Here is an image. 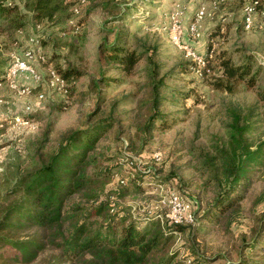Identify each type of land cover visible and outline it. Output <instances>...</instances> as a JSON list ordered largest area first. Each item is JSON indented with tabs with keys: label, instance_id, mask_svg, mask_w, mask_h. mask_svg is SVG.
I'll list each match as a JSON object with an SVG mask.
<instances>
[{
	"label": "rangeland",
	"instance_id": "1",
	"mask_svg": "<svg viewBox=\"0 0 264 264\" xmlns=\"http://www.w3.org/2000/svg\"><path fill=\"white\" fill-rule=\"evenodd\" d=\"M103 1L84 0L71 16L74 23H40L37 27L27 14L25 26L13 34L15 40L0 38L2 55L11 57L26 46L29 35H36L37 49L46 60L31 64L43 76L46 67L54 64L79 71L72 77L71 93L66 95L23 76L16 78L17 84L30 85L33 89L29 94H16L6 83L0 84V183L43 160L67 130L81 127L89 118L109 117L111 126L97 140L93 161L87 166L99 179L91 185L96 197L73 193L66 198V206L88 208L97 197L105 199L104 194L110 192L111 204L124 214L156 213L166 223L167 208L159 189L150 186L138 190L132 184L120 186L117 182L126 169H151L156 178L187 198L194 214L192 220L181 222L180 231L170 234L165 254L171 260L179 264H233L264 258V158L253 168L237 203L210 219L202 216L219 188V183L209 178L217 162L204 160L215 145L226 146L228 131L234 129L230 125H247L242 136L250 148L263 141L264 150V9H257L253 26L245 30L241 6L246 0H107L106 5ZM200 5L205 13L198 35L192 36L186 26ZM172 23L178 25L185 48L169 41ZM115 38L142 53L129 70L99 57V45ZM221 50L232 60L252 55V69L258 68L252 84L234 80L231 90L226 91L214 87V69L205 74L181 70L180 65L198 53L211 58ZM158 82L155 113H166L171 123L162 130H147L144 124L153 111L152 84ZM39 88L45 97L35 100L32 94ZM27 102L32 103L29 112L23 109ZM16 114L30 118L33 127L13 125ZM155 151L160 152L158 160L151 156ZM99 218L96 214L88 220ZM14 252L8 245L0 247L2 255ZM56 253V249L46 247L33 260L12 264H46Z\"/></svg>",
	"mask_w": 264,
	"mask_h": 264
},
{
	"label": "trees",
	"instance_id": "2",
	"mask_svg": "<svg viewBox=\"0 0 264 264\" xmlns=\"http://www.w3.org/2000/svg\"><path fill=\"white\" fill-rule=\"evenodd\" d=\"M8 1L0 0L2 41L6 38L15 40L13 34L25 26L27 14L35 23L75 22L71 17L74 13L72 7L78 0ZM257 1V9L263 10L264 0ZM102 4L106 5L107 0ZM118 39L100 44L99 57L118 64L123 70H129L142 53L126 47ZM200 55L203 65L187 59L185 64L180 65L181 70H197L205 74L209 69H214L217 74L213 81L215 88L230 91L234 80L252 84L257 74L258 68L252 69L250 53H246L241 61L224 56L223 50L215 52L211 58L206 53ZM8 58L2 55L0 46L1 82L5 78L4 67ZM51 66L66 81L65 95L71 93L72 77L78 75L79 71L74 67ZM159 83L152 84L153 111L144 124L147 130H162L171 123L166 113H155L159 102ZM56 108L60 110L61 107L57 105ZM110 126L109 117L89 118L81 127L64 132L56 147L43 160H38L35 166L14 174L11 179L6 177L2 180L0 247L8 245L15 252L8 256L0 253V264L27 263L46 247L57 250L56 254L47 258L46 264H179V261L171 260L170 255L165 254V249L170 234L180 231L182 223L168 220L163 223L156 213L142 216L124 214L111 204L113 197L110 192L104 194L105 199L97 197L95 204L88 208L79 204L65 205L66 198L73 193L96 197L91 185L99 179L95 173L87 171V166L93 161L92 150L97 140ZM230 126L234 129L228 131L226 146L215 145L213 153L204 160L206 163L217 162L216 171L209 178L219 183L215 196L202 213L206 219L217 216L243 197L253 168L264 158L263 141L252 149L242 136L247 125ZM124 171L118 175V179H123V183L117 179L120 186L132 184L138 190H145L165 183L156 178L151 169L130 168ZM96 214L100 216L98 220H88ZM64 223L66 228L63 227ZM164 226L168 229L164 230ZM241 262L264 264V258ZM241 262L237 260L233 264Z\"/></svg>",
	"mask_w": 264,
	"mask_h": 264
},
{
	"label": "built area",
	"instance_id": "3",
	"mask_svg": "<svg viewBox=\"0 0 264 264\" xmlns=\"http://www.w3.org/2000/svg\"><path fill=\"white\" fill-rule=\"evenodd\" d=\"M9 0L7 3H10ZM84 0H78L75 5H73V12H78L79 5L83 3ZM257 0H246L241 6L242 13V23L243 28L249 29L254 24V14L257 11ZM204 7L197 6L194 10L190 21L187 23L186 30L192 36L198 35V24L204 16ZM40 23H35V26H39ZM261 26V23H259ZM168 39L171 43L175 45H182L180 43V29L177 24L172 23L168 31ZM184 48L185 46L182 45ZM39 47V39L36 35H29L26 41V46H24L20 53L12 54L8 58L6 66L4 67L5 78L1 83H6L9 87L13 88L16 94H29L32 87L27 84L18 86L16 78L23 76L26 79L33 80L35 85H44L49 90L58 92L60 94L66 93V81L60 73L55 70L51 65L46 67V72L44 76L38 72L37 68L31 64V61L36 60L38 62H43L46 60L45 54L40 52L37 48ZM197 65H203V60L198 53L195 55L194 59H191ZM198 72L197 70H195ZM33 97L35 100H42L45 97L43 88L36 89L33 91ZM25 112H29L32 109V103H25L23 105ZM13 125L16 127H27L32 128L33 122L28 117H22L21 115H14L12 117ZM152 158L158 160L160 158V152L155 151L152 153ZM140 162V160H139ZM119 183H123V179H118ZM154 189H159L162 194L164 204L166 205V211L164 212V217L166 220L172 223H181L183 220H192L193 212L189 208V201L187 198L182 196L177 189L167 185V184H157ZM159 216V215H158Z\"/></svg>",
	"mask_w": 264,
	"mask_h": 264
}]
</instances>
